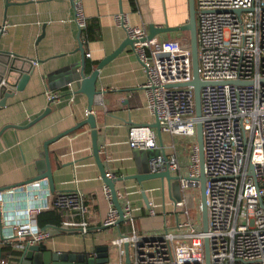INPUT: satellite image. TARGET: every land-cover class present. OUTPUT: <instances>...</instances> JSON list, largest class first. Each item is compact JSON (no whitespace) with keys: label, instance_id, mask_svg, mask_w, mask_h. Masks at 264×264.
Returning a JSON list of instances; mask_svg holds the SVG:
<instances>
[{"label":"built area","instance_id":"built-area-1","mask_svg":"<svg viewBox=\"0 0 264 264\" xmlns=\"http://www.w3.org/2000/svg\"><path fill=\"white\" fill-rule=\"evenodd\" d=\"M71 1L81 31L86 26L81 0ZM195 10L198 75L210 83L200 90L199 118L193 88L168 86L191 80L189 41L146 40L145 28L130 25L122 12L115 21L134 40L132 50L145 76L141 88L146 108L160 133L195 138L196 123L202 125L207 230L201 228V215L194 214V221L189 216L188 192L198 188L193 179L198 175L196 145L183 175L174 155L152 157L151 172L167 168L179 176L181 198L172 203L175 224L170 230L163 217L161 231L139 233L132 204L126 194L117 193L125 229L110 242L117 259L109 264H125L124 243L128 264H205L204 239L210 264H264V0H195ZM232 81L236 83H226ZM59 100L57 93L49 95V101ZM127 145L134 151L156 148V133L148 125L132 126ZM103 193L110 207L101 225L116 226L118 214L106 186ZM91 206L90 197L77 186L55 193L45 178L2 188L0 246L9 244L22 252L54 232L85 237L91 231ZM196 206L200 212L199 201ZM48 209L59 214V225L41 228L36 216ZM155 213L149 201L147 214Z\"/></svg>","mask_w":264,"mask_h":264},{"label":"crops","instance_id":"crops-1","mask_svg":"<svg viewBox=\"0 0 264 264\" xmlns=\"http://www.w3.org/2000/svg\"><path fill=\"white\" fill-rule=\"evenodd\" d=\"M81 7L86 26L90 27L89 40L84 33L86 26L79 31L75 25L70 0H0V50L33 60L26 84L0 107V129L5 125H25L47 107L51 108L26 128L9 127L1 133L0 189L25 183L44 171L43 142L86 117V97L78 92L76 82L68 80L71 72H67L68 68L80 67L79 42L85 54L89 53V57L84 55L87 74L88 62L98 63L126 36L115 21L116 14L124 13L130 25L146 31L150 23L176 27L188 20L187 0H133V5L130 0H81ZM187 37V32L177 31L156 38ZM144 78L142 66L130 46L99 70L96 89L100 93L92 113L98 130L100 159L109 175L123 177L147 168L152 157L174 155L180 166L179 174L183 175L196 145L195 138L161 133L160 138L156 134V148L134 151L127 145L129 128L154 122L141 88ZM53 93L59 95L58 102L49 101ZM48 157L54 192L77 186L90 197L92 206L91 231L87 236L54 232L45 241L46 246L52 251L77 253L93 252L97 246L111 247L110 242L123 232L125 224L102 228L110 202L103 193L104 185L92 157L89 126L84 125L50 143ZM162 185L166 195L159 203V197L153 198V193L159 190L162 197ZM115 188L117 193L126 194L132 204L135 226L141 234L161 228L163 217L166 220L168 213L173 214L174 200L169 197L166 183L159 179L145 180L142 184L132 179L122 180L115 183ZM141 190L145 191L148 202L154 204V215L147 214ZM192 200L190 208L193 214L200 216L196 210L199 197L195 195Z\"/></svg>","mask_w":264,"mask_h":264},{"label":"water","instance_id":"water-1","mask_svg":"<svg viewBox=\"0 0 264 264\" xmlns=\"http://www.w3.org/2000/svg\"><path fill=\"white\" fill-rule=\"evenodd\" d=\"M71 1V0H70ZM8 4V3H7ZM72 4V1H71ZM188 5V20L185 24L176 27L170 26H157L154 24H148V31L146 34V40L156 38L158 35H163L166 33H172L177 31H184L188 33V41L191 50V80L185 84H170L169 87L173 86H185L189 85L193 88L194 96V109L195 116L197 118L201 115V103H200V90L203 86L210 84L204 82L200 79L198 75V54H197V39H196V10H195V0H187ZM42 36V34H41ZM39 36V37H41ZM134 40L131 39L127 34L119 44V46L113 50L110 54L102 58L88 75L84 72V63H85V51L82 44L78 43V51L80 53V67L71 70L68 68L67 72H71L69 76V81H74L78 85V92L84 94L86 97V110L88 114L86 117L78 122L76 125L59 132L55 136L45 140L43 142V157H44V171L40 172L36 176L28 179L27 182L37 181L40 179H46L49 190L54 192V182L53 175L51 170V164L48 157V145L59 138L70 134L76 129L88 125L90 128V140H91V152L100 179L104 186H106L110 193L111 203L117 211L118 220L116 226H119L123 222V212L121 209L120 202L117 198V191L115 188V183L122 180L132 179L135 180L138 184H142L145 180L150 179H159L162 183H166V188L169 194V197L177 201L171 195V183L172 181L178 180L179 176L173 175L166 168L160 172H151L147 166L145 169H141L140 172L130 174L127 176H112L106 172L104 163L99 156V146H98V130L96 128V122L94 114L92 113V108L94 106L96 96L100 93L96 89V80L98 77L99 70L103 65L115 58L119 53H121L124 48L127 46L132 47ZM27 58H20L17 54L0 50V107L5 106L6 100L13 95L14 92L20 91L23 86L28 81L32 73V62ZM77 70V72H76ZM229 84H235V81L226 82ZM52 102V101H50ZM49 102V103H50ZM50 107H47L44 112L39 116L31 120L25 125H5L0 129L1 133L11 127V128H26L29 125L33 124L39 120L42 116L50 112ZM155 129L157 137L160 138L159 125L156 120L150 125ZM195 140L197 147V157H198V175L193 177L194 180L198 182L199 188V204H200V215H201V228L205 232L207 230V208H206V195H205V182L206 176L204 173V157H203V137H202V125L198 121L195 125ZM142 152V151H141ZM148 164V163H147ZM162 194L164 193V186L162 185ZM143 201L146 206H148V199L146 197L145 191H140ZM106 228V227H102ZM0 240H3L2 231L0 228ZM110 249H113L109 246H97L94 248L93 252H59L50 250L45 242H41L32 246L26 247L22 250L17 264H109L112 263L110 259ZM204 249V260L205 264H210L209 260V243L207 239H204L203 242ZM124 250V263H129V252H128V243L123 244ZM114 251V249H113ZM1 257V249H0Z\"/></svg>","mask_w":264,"mask_h":264},{"label":"trees","instance_id":"trees-1","mask_svg":"<svg viewBox=\"0 0 264 264\" xmlns=\"http://www.w3.org/2000/svg\"><path fill=\"white\" fill-rule=\"evenodd\" d=\"M130 2L133 5V0H130ZM86 35V39L91 38V33H90V27L85 28L84 31ZM95 61H90L86 64L85 71L87 74H89L92 69L96 66ZM36 220L38 225L43 228L47 226H55L57 227L59 225V214L56 212L55 209H48L41 211L37 216ZM122 223L120 224V226ZM1 249V257H0V264H16L17 261L19 260L21 252L18 250H12L11 246L9 244H3L0 246Z\"/></svg>","mask_w":264,"mask_h":264},{"label":"rangeland","instance_id":"rangeland-1","mask_svg":"<svg viewBox=\"0 0 264 264\" xmlns=\"http://www.w3.org/2000/svg\"><path fill=\"white\" fill-rule=\"evenodd\" d=\"M184 40H188V37L184 38ZM147 166H148V164H147ZM171 185H172L171 186V195H172V197L175 198L176 200H179L181 198L179 179L175 180V181H172ZM165 192L166 191L164 189V193L162 194V197H161V194H160L159 190L158 191L156 190L154 193L152 192L153 193V198H157V196H158L159 197V203H161L162 198L163 199L165 198V195H166ZM188 194H189L188 202H190L191 199L194 200V196L195 195H197L199 197V188H195V189L191 188L189 190ZM153 200L155 201V199H153ZM189 216H190V219L193 220L192 217H194V214L192 213V209L190 208V204H189ZM174 218H175L174 214L168 213L166 215V227L169 228L170 230L175 224ZM161 230H162V227L159 228V229L153 230V231L159 232ZM51 233H53V230L51 231ZM110 259H111V262H115L116 259H117V255L114 253L113 249H110Z\"/></svg>","mask_w":264,"mask_h":264}]
</instances>
